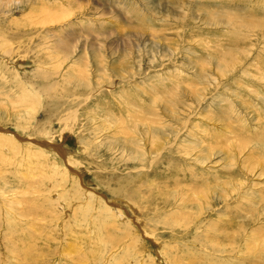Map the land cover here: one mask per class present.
Segmentation results:
<instances>
[{
  "label": "rangeland",
  "instance_id": "1",
  "mask_svg": "<svg viewBox=\"0 0 264 264\" xmlns=\"http://www.w3.org/2000/svg\"><path fill=\"white\" fill-rule=\"evenodd\" d=\"M42 1L0 0V130L2 129L0 134L1 136L11 137L14 143L20 145V147L15 145L14 151L9 150L10 152L12 151L11 153L8 152L7 147L0 146V216L3 215L0 217V264H264V251H261L260 248L262 244H258L257 249L254 251L250 253L246 252L248 246L254 245V242H252L253 238H258L257 242L264 239V198H261V193L264 192V136L259 137L260 135H264V128H262L264 127V100L262 99L264 98V84H260L245 73L247 69L248 72H251L255 64V70H257V67L259 68L264 65V34L260 33L256 36L255 33L258 30H255L252 35L250 33L246 36L244 35L245 37L237 35L238 37L236 36L237 39H235L234 36H231V33H233L231 30L222 27L225 26L224 20L226 17L224 20L219 19V17L213 18L215 20L207 19V11L204 9L205 7L212 9L228 8L237 11L239 14H250L255 11L257 13V11H260L258 14L263 15L264 0H240L241 4L238 2L239 0H228L229 2L225 0H210V2L208 0H53V2L52 0H44L43 2L45 3ZM242 2H247V4L244 3V5ZM58 4H60L61 8ZM237 5L238 8H236ZM48 8L50 9L48 10ZM42 9H47L48 11ZM54 9L55 13L53 12ZM39 10L42 12H39ZM49 13L57 15L58 21L54 20L46 24L44 18ZM59 13L62 18L64 17V20L61 19ZM38 23L43 24L38 25ZM192 23H194V26ZM186 25H191V27ZM213 34H216V36H213ZM95 36L96 39H94ZM58 37L66 41L63 42L64 46L68 43V45L66 44L67 51H72L65 60L62 58L64 53L61 52L62 54H59L61 50L59 41L61 39L57 40ZM247 38L248 41L246 40ZM84 39H87L86 42L89 41L88 44L85 43ZM204 40H208V42L206 41L205 44ZM71 41L76 43H72ZM53 42H56V44ZM89 43L92 44V47ZM231 43L235 44L232 45ZM216 45H224L225 47L230 45L237 47L239 51L248 50V54L244 57L242 63L238 62L234 66V69H230L225 77L217 81H215L217 76H221L216 73L213 65L208 64L205 79L204 77H200L202 80L199 79L197 81L198 74L200 73L199 63L195 61L197 60V56L199 55L198 58H206L210 52V47ZM47 46L51 50H47ZM70 47L74 48L71 49ZM168 47L170 49L172 47V51ZM180 48L181 50L179 51ZM79 51L85 57L81 53L76 55ZM90 51L93 53L92 55H90ZM174 52L175 54H173ZM97 55L99 57H96ZM102 56L105 59L104 63L101 61L100 64L98 58ZM56 57L58 62L56 59L54 60ZM140 59L142 66L144 63V67L140 71L141 73H138L137 79L132 78V82L125 81L124 78H131V74H124V69L135 66L137 64L135 62ZM146 59H148V62ZM121 63H124L125 66H128V64L132 66L125 67ZM66 68L68 70H65ZM56 69L58 72H56ZM80 70L82 71L80 72ZM100 71L102 73H99ZM136 71L135 73L138 72ZM106 72L107 75L105 76ZM100 75L102 78L108 77L110 80L100 83L99 80H102L99 79ZM89 76L91 77L88 78ZM95 77L96 79H94ZM150 77L155 78L152 79L156 86L154 92L150 89L149 83H147V78ZM64 78H68L69 82ZM120 79L122 81H119ZM134 80L137 81L134 82ZM142 80L146 83L142 82ZM79 81H86L89 83V86H78ZM108 82L110 83L106 85ZM128 84L130 86H127ZM162 84L168 87L164 88ZM206 84L209 86L204 87ZM236 84L238 85L236 86ZM45 85L47 91L41 92V87ZM105 87L108 89H105L102 93L98 92L100 94H96L101 95L103 98H94L95 96H92V94H95L96 89L101 90ZM202 88L205 89L204 94H207L208 101L202 107L194 106L195 108L193 107L188 111L187 104L192 102L195 97V95L192 96L191 91L196 94ZM247 88L257 90L260 95H249L246 90ZM73 93L84 97L83 99L81 98L83 103L86 101L85 97L91 95L86 101V105L83 104V107L79 108L78 111L74 110L75 107H72L76 115L80 113L86 115L88 124H86V121L83 124L75 121L72 123L71 119L67 122L64 120V114L61 113L63 107L58 108L55 105L54 97L61 99L65 97L66 99L68 96L75 95ZM152 93H154L157 101H159L157 104H153V102L151 104ZM32 96H34L35 105L31 103L32 98L29 99ZM224 97H228L230 102L232 101V107L230 114L224 120H218L215 115H220L221 113H219L220 106L217 105V102L219 99L220 103L221 98ZM165 100L166 103L173 100L169 106L171 108L176 106L175 103L177 101H180L173 110L179 114V118L183 117L182 121L185 117L196 114L195 118L197 119H193V124L195 121L201 119L203 121L201 122L202 127L210 128L212 132H218L221 129L219 142L222 147L220 148L239 143V141H236L240 139L237 137V134L244 129H246L245 134L247 136L262 138L261 140L259 139L260 141L253 138L254 144L257 143V147H255H260L257 150L252 143L251 145L248 144V148L242 150L239 155L236 154L237 165L234 166L237 170L234 168L236 171L230 176H220L222 174L220 170L223 166L221 162L224 161L220 159L224 155L217 151L220 148H215L216 151H213L212 160L210 159L212 162H208L209 165L204 163L206 166L204 165L203 170L206 176L219 175L221 179L218 181L228 180L232 184L236 182L235 179L238 177L241 181L243 180L239 188H236L237 191L233 196L234 199L232 197V201L238 203H236L237 207L234 206L233 202L228 204L220 200L219 203H213L214 205L210 209H205L202 214H196L195 207H190L191 202L188 200L187 194L189 191L187 186L182 189H180V186L176 190L172 188L168 191V188H163L161 183L156 181L157 179L159 180L157 178L159 176L148 177L149 174L145 176L140 170L143 166L137 161H132V159L128 158L131 151L126 148V145L134 147L131 142L129 143L128 139L130 136H135L136 131L140 132L143 128L140 126L139 121L136 120L138 115L141 114L142 108L151 107L150 110L153 109L157 113L156 117L162 115V122L158 121L162 125L170 124L174 130L180 127L171 118L169 119L168 116L165 117L163 115L164 112H162L161 105ZM243 103L246 105H243ZM195 104L196 102H193V105ZM221 106H223V103H221ZM231 112H233L234 116ZM148 113L152 112H145L146 115ZM207 114H210L211 117H207ZM91 117L95 119L92 120ZM232 119L233 124L228 127L229 131L226 132L223 125ZM104 120L108 124L103 122ZM258 120H262L263 123L262 121L258 123ZM235 123L241 125L243 129L238 125L239 128H237ZM260 123L263 125L261 126ZM81 127L85 129L80 130ZM94 136L96 139H94ZM87 137H90V141L87 143L90 145L84 142ZM100 142H102V146ZM44 143H50L52 146H56L55 149L58 148V151H60L46 149L47 147L44 146ZM259 144L263 146H258ZM21 148L23 150H19ZM39 149H44L43 155H46L47 158L35 156L39 153ZM248 149L251 151L253 149L254 151L250 154L248 153ZM60 152L62 153L60 154ZM28 154L31 155V160ZM248 155H254V164L250 165L249 161H246ZM152 156L153 154L150 155V157ZM33 157H36L35 160H32ZM127 159L129 160L126 161ZM259 162H261L262 166H260L261 164H257ZM247 169L252 173L248 172ZM163 180L165 181V179ZM130 181L131 183H129ZM145 181L146 189L144 192L148 196L143 201L137 194L143 192L145 186L140 185ZM119 184L129 185L127 189L125 188V191L128 193L125 191L120 192L124 188L121 189L122 186ZM234 185L236 187L239 183ZM115 190L118 195L114 192ZM239 190L240 193H238ZM124 193L131 194L132 196H125L126 194ZM154 196L155 200L150 201V198ZM156 196L165 197L169 205H160L156 210L154 208L158 203ZM184 198L187 200L186 203L182 204L184 212L191 215L188 216L187 214L186 220L180 224L168 226L167 224L160 223L159 221L163 218H167L168 220L171 218V213L175 212L173 211L175 206H181L182 199ZM45 199H50V204ZM209 199L212 200L211 198ZM38 201H41V205H43L41 206ZM206 205L205 203L204 206ZM35 206L36 208H34ZM165 206H169V208ZM32 207L35 209L36 214ZM144 207H146V210ZM246 209L251 211V219L254 215L255 217H259V219L254 221L250 218H245L243 215L246 214ZM40 210L41 212H38ZM221 210H223L222 213ZM27 211L30 214H27ZM226 211L228 212L226 213ZM249 214L250 212L247 213V215ZM197 215L198 217H196ZM154 217L158 221L154 220ZM4 218L5 221L2 222ZM243 219H247L251 223L245 225V228L243 226H236L239 225L238 223L244 222ZM230 220H238V223H235V225L230 224ZM27 225L31 226V229ZM210 225L215 226V229L211 232L213 240L210 243L204 242L203 244L195 240L194 237H197L196 233H200L202 230H207L208 228L210 229ZM6 238L10 240L7 239V242ZM9 242L11 244H8ZM219 243L222 246H219ZM199 246L202 249V246L207 249L214 246V248L224 247L231 249L232 252L204 253L206 255H196L195 252L193 254V250ZM20 257L22 258L21 260ZM206 257L209 259H206Z\"/></svg>",
  "mask_w": 264,
  "mask_h": 264
},
{
  "label": "bare ground",
  "instance_id": "2",
  "mask_svg": "<svg viewBox=\"0 0 264 264\" xmlns=\"http://www.w3.org/2000/svg\"><path fill=\"white\" fill-rule=\"evenodd\" d=\"M44 1V0H43ZM42 1V2H43ZM46 1V0H45ZM55 1V0H54ZM209 2H210V0H208ZM215 1V0H214ZM217 1V0H216ZM220 1V0H219ZM225 1H228V0H225ZM238 1V0H237ZM248 1V0H247ZM253 1H255V0H253ZM49 2V1H48ZM52 2H53V0H52ZM192 2V1H191ZM229 2V1H228ZM227 2V3H228ZM234 2V1H233ZM239 3H240V0L238 1ZM257 2V1H256ZM43 3H45V2H43ZM224 3V2H223ZM226 3V2H225ZM237 3V2H236ZM236 3H234V4H236ZM243 3V2H242ZM244 3H246L247 4V2H244ZM243 3V4H244ZM252 3V2H251ZM40 4V3H39ZM53 4V3H52ZM241 4V3H240ZM242 4V5H243ZM253 4V3H252ZM262 4V3H261ZM41 5V4H40ZM54 5V4H53ZM56 5V4H55ZM59 6H60V4H58ZM245 5V4H244ZM256 5V4H255ZM257 5H259V4H257ZM38 6V5H37ZM52 6V5H51ZM189 6V5H188ZM264 6V5H263ZM34 7V6H33ZM50 7V6H49ZM52 7H54V6H52ZM236 7V6H235ZM36 9H37V7H35ZM51 8V7H50ZM50 8H48V10L50 9ZM60 8H61V6H60ZM197 8V7H196ZM236 8H238V5H237V7ZM242 8V7H241ZM248 8V7H247ZM259 8V7H258ZM57 9H58V7H57ZM63 9V8H62ZM207 12H206V18L207 19H213V18H218L219 17V19H221V20H224L225 19V17H226V19L224 20V25L225 26H222V24H221V26L222 27H225L226 29H229V30H231L233 33H231V36L233 37H235V39H237L236 38V36L238 35V36H240V35H242V36H246V35H248L249 33H250V35H252L253 34V31H255V30H258V32L257 33H255V35L256 36H258L260 33H262V34H264V13H262L263 15H261V14H258V12H260V11H257V13H256V11L255 12H252V13H250V14H247V13H238L237 11H233V10H231V9H228V8H226V9H221V8H214V9H212V8H210V7H205L204 8ZM243 9V8H242ZM254 9V8H253ZM34 10V9H33ZM38 10V9H37ZM42 10H44V11H48L47 9H42ZM199 10V9H198ZM202 10V9H201ZM195 11V10H194ZM39 12H42L41 10H39ZM53 12L55 13V9L53 10ZM245 12H247V11H245ZM65 13V12H64ZM68 14V13H67ZM72 14V13H71ZM189 14H191L190 12H189ZM201 14V13H200ZM198 15V14H197ZM59 16H60V13H59ZM61 17V16H60ZM170 17V16H169ZM44 18V17H43ZM172 18V17H171ZM61 19H63L64 20V17L62 18L61 17ZM173 19V18H172ZM176 19V18H175ZM54 20H57V15H55V14H53V13H49L45 18H44V21L46 22V24H49V23H51V22H53ZM177 20V19H176ZM179 20V19H178ZM213 20H215V19H213ZM58 21V20H57ZM62 21V20H61ZM164 21V20H163ZM173 21V20H172ZM175 21V20H174ZM44 22V23H45ZM64 22V21H63ZM71 22V21H70ZM167 22V21H166ZM187 22V21H186ZM185 22V23H186ZM222 22V21H221ZM67 23V25H69L68 24V22H66ZM165 23V22H164ZM208 23V22H207ZM42 25L43 23H38V25ZM53 24V23H52ZM170 24V23H169ZM172 24V23H171ZM184 24V23H183ZM188 24V23H187ZM194 23H192V25H193ZM61 25V24H60ZM168 25V24H167ZM215 25H217V24H215ZM7 26V25H6ZM5 26V27H6ZM47 26V25H46ZM45 26V27H46ZM58 26V25H57ZM62 26V25H61ZM71 26V25H70ZM165 26V25H164ZM179 26H180V23H179ZM184 26H185V24H184ZM186 26H188V25H186ZM190 27H191V25H189ZM188 26V27H189ZM194 26V25H193ZM214 26V25H213ZM44 27V28H45ZM48 27V26H47ZM52 27V26H51ZM54 27H56V25H54ZM170 27V26H169ZM173 27H174V25H173ZM50 28V27H49ZM184 28V27H183ZM208 28V27H207ZM215 28H216V26H215ZM4 29V28H3ZM56 29V28H55ZM69 29H70V27H69ZM186 29V28H185ZM193 29V28H192ZM191 29V30H192ZM210 29V28H209ZM217 29V28H216ZM7 30V29H6ZM64 31V30H63ZM182 31V30H181ZM180 31V32H181ZM186 31V30H185ZM202 31V30H201ZM55 32V31H54ZM65 32V31H64ZM96 32V31H95ZM226 32V31H225ZM52 33V32H51ZM56 33H58V32H56ZM72 33V32H71ZM94 33V32H93ZM207 33V32H206ZM205 33V34H206ZM63 34V33H62ZM89 34V33H88ZM96 34H98V33H96ZM209 34V33H208ZM212 34V33H211ZM261 34V35H262ZM33 35V34H32ZM53 35H55V34H53ZM64 35V34H63ZM93 35V34H92ZM99 35V34H98ZM97 35V36H98ZM190 35V34H189ZM201 35V34H200ZM216 36V34H213V36ZM249 35V36H250ZM34 36V35H33ZM67 36V35H66ZM66 36H65V38H66ZM73 36V35H72ZM80 36V35H79ZM86 36V35H85ZM94 36V35H93ZM202 36H204V34H202ZM223 36V35H222ZM237 36V37H238ZM244 36V37H245ZM255 36V37H256ZM31 37V36H30ZM45 37H47V36H45ZM57 37V36H56ZM183 37V36H182ZM187 37V36H186ZM241 37V36H240ZM239 37V38H240ZM260 37V36H259ZM48 38V37H47ZM51 38V37H50ZM77 38V37H76ZM79 38V37H78ZM85 38V37H84ZM88 38V37H87ZM91 38V37H90ZM184 38V37H183ZM191 38V37H190ZM203 38V37H202ZM201 38V39H202ZM262 38V37H261ZM4 39V38H3ZM58 39H61L60 37H58L57 38V40ZM94 39H96V36L94 37ZM98 39V38H97ZM241 39V38H240ZM239 39V40H240ZM10 40V39H9ZM50 40V39H49ZM54 40V39H53ZM77 40V39H76ZM87 40V39H86ZM86 40L84 39V41H85V43H87L88 44V42L89 41H87L86 42ZM89 40V39H88ZM92 40H93V38H92ZM169 40V39H168ZM216 40V39H215ZM218 40V39H217ZM220 40V39H219ZM223 40V39H222ZM225 40V39H224ZM247 41H248V38L246 39ZM245 40V41H246ZM259 40V39H258ZM264 40V39H263ZM4 41H5V39H4ZM75 41V40H74ZM73 41V42H74ZM91 41V40H90ZM97 41V40H96ZM206 41L208 42V40H204V42H205V44H206ZM242 41H244V40H242ZM241 41V42H242ZM252 41V40H251ZM256 41V40H255ZM56 42H58V41H56ZM56 42L54 43V44H56ZM63 42H66V41H64L63 39H61L60 41H59V45H60V47H61V50H60V52H59V54L61 53V52H63L64 53V55H63V60H65V58L66 57H68V54L69 53H71V52H68L67 51V45H68V43H66L65 44V46L63 45ZM67 42H69L68 40H67ZM72 42V41H71ZM72 42V43H73ZM176 42V41H175ZM174 42V43H175ZM190 42H193V41H190ZM199 42V41H198ZM211 42V41H210ZM219 42V41H218ZM231 42V41H230ZM234 42V41H233ZM236 42V41H235ZM254 42V41H253ZM252 42V43H253ZM7 43V42H6ZM47 43H48V41H47ZM61 43V44H60ZM74 43H76V42H74ZM84 43V42H83ZM90 43H92V42H90ZM89 43V44H90ZM94 43V42H93ZM98 43H100V42H98ZM202 43V42H201ZM220 43H223V42H220ZM251 43V42H250ZM256 43V42H255ZM4 44V43H3ZM169 45H170V43H168ZM167 44V45H168ZM200 44V43H199ZM203 44V43H202ZM225 44V43H224ZM232 44V43H231ZM233 44H235V43H233ZM232 44V45H233ZM254 44V43H253ZM261 44V43H260ZM51 45H52V43H51ZM58 45V46H59ZM72 45V44H71ZM83 45V44H82ZM81 45V46H82ZM95 45V44H94ZM100 45H101V43H100ZM99 45V46H100ZM168 45V46H169ZM201 45V44H200ZM207 45H208V47H209V44L207 43ZM220 45V44H219ZM219 45H216V46H213V47H210V52L207 54V56H206V58H198V56H197V60H195V61H197L198 63H199V66H200V73L198 74V77H197V81H199V79H200V77L202 78V77H204V79H205V76L207 75V66H208V64H211V65H213L214 66V68H215V71H216V73L217 74H219L221 77H219V76H217V78H216V80L215 81H217V80H219L220 78H223V77H225L228 73H229V71H230V69H234L235 67V65L238 63V62H241L242 63V61H243V59H244V57L248 54V50H240L239 51V49L237 48V47H233V46H230V45H228V46H219ZM239 45V44H238ZM242 45V44H241ZM262 45V44H261ZM73 46H74V44H73ZM76 46V45H75ZM84 46H86V45H84ZM83 46V47H84ZM90 46L92 47V44H90ZM244 46H245V44H244ZM254 46V45H253ZM260 46V45H259ZM82 47V48H83ZM181 47V46H180ZM200 47H202V46H200ZM261 47V46H260ZM55 48V47H54ZM56 48H57V45H56ZM55 48V50H57ZM71 49L72 48H74V47H70ZM85 48V47H84ZM101 48V47H100ZM169 48V47H168ZM179 48V47H178ZM182 48V47H181ZM181 48L179 49V51L181 50ZM253 48V47H252ZM47 50H51V48H49L48 46H47V48H46ZM53 49V48H52ZM80 49V48H79ZM87 49V48H86ZM171 49H172V47H171ZM170 48H169V50H171ZM184 49H185V47H184ZM187 49V48H186ZM203 49V48H202ZM263 49V48H262ZM54 50V51H55ZM74 50V49H73ZM76 50V49H75ZM84 50V49H83ZM89 50V49H88ZM90 50H91V48H90ZM96 50H98V49H96ZM95 50V51H96ZM103 50V49H102ZM164 50V49H163ZM177 50V49H176ZM188 50V49H187ZM205 50H207V49H205ZM53 51V52H54ZM101 51V50H100ZM131 51V50H130ZM172 51V50H171ZM174 51V50H173ZM209 51V50H208ZM75 52H77V51H75ZM75 52H73V53H75ZM81 52H83L82 50H81ZM80 51L78 52V54H76V55H79V53H81ZM89 52V51H88ZM91 52V51H90ZM102 52V51H101ZM190 52V51H189ZM192 52V51H191ZM52 53V52H51ZM50 53V54H51ZM84 53V52H83ZM83 53H81V54H83ZM194 53V52H193ZM259 53V52H258ZM47 54V53H46ZM62 54V53H61ZM88 54V53H87ZM93 53L91 52V54L90 55H92ZM104 54H105V52H104ZM130 54H132V53H130ZM129 54V55H130ZM141 54V53H140ZM167 54H169L168 52H167ZM173 54H175V52L173 53ZM200 54H202V53H200ZM54 55H56V54H54ZM70 55V54H69ZM75 55V54H74ZM84 55V54H83ZM171 55V54H170ZM261 55V54H260ZM59 56V55H58ZM87 56V55H86ZM89 56V55H88ZM166 56V55H165ZM192 56H193V54H192ZM51 57V56H50ZM71 57V56H70ZM77 58H78V56H76ZM84 57H85V55H84ZM92 57V56H91ZM90 57V58H91ZM96 57H99V55H97ZM124 57V56H123ZM167 57H168V55H167ZM172 57V56H171ZM187 57H188V55H187ZM195 57V56H194ZM194 57H193V59H194ZM203 57V56H202ZM259 57V56H258ZM53 58V57H52ZM59 58V57H58ZM118 58H119V56H118ZM129 58V57H128ZM140 58H142V57H140ZM196 58V57H195ZM248 58V57H247ZM261 58V57H260ZM46 59V58H45ZM57 60V62H58V59H57V57L56 58H54V60ZM61 59V58H60ZM59 59V60H60ZM69 59V58H68ZM82 59H84V58H82ZM93 59H94V57H93ZM104 57L102 56L101 58H98V62L100 63L101 61L103 62L104 61ZM107 59V58H106ZM169 59H170V57H169ZM174 59V58H173ZM249 59V58H248ZM49 60V59H48ZM96 61H97V59H95ZM118 60V59H117ZM120 60V59H119ZM126 60V59H125ZM147 60V62H148V59H146ZM253 60V59H252ZM263 60V59H262ZM43 61H45V60H43ZM53 61V60H52ZM61 61V60H60ZM68 61V60H67ZM83 61H85V59L83 60ZM128 61V60H127ZM150 61V60H149ZM171 61V60H170ZM174 61V60H173ZM173 61H172V63H173ZM193 61V60H192ZM250 61V60H249ZM50 62V61H49ZM61 62H63V61H61ZM73 63H74V61H72ZM93 62V61H92ZM126 62V61H125ZM132 62V61H131ZM135 62V61H134ZM252 62V61H251ZM46 63V62H45ZM51 63V62H50ZM60 63V62H59ZM63 63H65V62H63ZM69 63V62H68ZM71 63V62H70ZM76 63V62H75ZM87 63V62H86ZM96 63V62H95ZM104 63V62H103ZM109 63H111V62H109ZM114 63H115V61H114ZM130 63V62H129ZM135 63H137L135 66H132L131 64L129 65L128 63V66H125V64L124 63H121V64H124V66L125 67H129V66H132V67H135V68H132V67H129V68H123L124 69V71H125V73L124 74H131L130 76H131V78L130 77H125L124 78V80L125 81H127V82H132V78H135V79H137V75H138V73L140 72V71H142V69H143V67H144V63H143V66H142V62H141V59L140 60H138L137 62H135ZM256 63V62H255ZM254 63V64H255ZM42 64H43V62H42ZM41 64V65H42ZM48 64V63H47ZM77 64H79V63H77ZM101 64V63H100ZM113 64V63H112ZM120 64V65H121ZM126 64V65H127ZM60 65V64H59ZM68 65V64H67ZM73 65H75V66H77L76 64H73ZM110 65V64H109ZM249 65H251V64H249ZM48 66V65H47ZM61 66H62V64H61ZM97 66V65H96ZM103 66V65H102ZM106 66V65H105ZM112 66V65H111ZM123 66V65H122ZM67 67V66H66ZM71 67V66H70ZM73 67V66H72ZM107 67V66H106ZM148 67V66H147ZM237 68V67H236ZM255 68H256V64H255V66H254V69L251 71V72H248L247 70H245V73L248 75V76H250V78H253L254 80H256V81H258L260 84H264V65L261 67H257V70H255ZM53 69V68H52ZM59 69V68H58ZM98 69V68H97ZM106 69V68H105ZM151 69V68H150ZM55 70V69H54ZM65 70H68L67 68L65 69ZM86 70H88V69H86ZM103 70V69H102ZM113 70V69H112ZM138 72H137V71ZM212 70V69H211ZM82 70H80V72H81ZM135 71L137 72V73H135ZM235 71V70H234ZM233 71V72H234ZM243 71H244V69H243ZM56 72H58V70L56 69ZM69 72V71H68ZM97 72H98V70H97ZM96 72V73H97ZM145 72H147V71H145ZM47 73H48V71H47ZM87 73V72H86ZM95 73V74H96ZM99 73H102L101 71L99 72ZM105 73V72H104ZM122 74H123V72H121ZM141 73V72H140ZM139 73V74H140ZM55 74V73H54ZM57 74V73H56ZM78 74H80V73H78ZM84 74V73H83ZM123 74V75H124ZM212 74V73H211ZM48 75V74H47ZM64 75V74H63ZM69 75H71V74H69ZM98 75V74H97ZM96 75V76H97ZM107 75V72H106V74H105V76ZM121 75V74H120ZM240 75V74H239ZM50 76V75H49ZM66 76V75H65ZM86 76V75H85ZM103 76V75H102ZM108 76H110L109 74H108ZM118 76V75H117ZM143 76V75H142ZM145 76V75H144ZM248 76H246V77H248ZM48 77V76H47ZM91 76H89L88 78H90ZM94 77V76H93ZM115 78H117V77H115ZM65 79V78H64ZM68 79V78H67ZM67 79H65L66 81H68ZM94 79H96V77L94 78ZM93 79V80H94ZM99 79H102V80H99L100 81V83L103 81H108V80H110L108 77H104V78H102L101 77V75H100V78ZM148 80V82L147 83H149V85H150V89H152L153 90V92L155 91V89H156V86H155V83H154V81L152 80V79H155L154 77L152 78V77H150V78H147ZM157 79V78H156ZM240 79H242V78H240ZM89 80V79H88ZM129 80H131V81H129ZM200 80H202V79H200ZM243 80V79H242ZM119 81H122L121 79L119 80ZM137 80H134V82H136ZM139 81V80H138ZM236 81H238V80H236ZM69 82V81H68ZM111 82V81H110ZM110 82H108L106 85H108ZM142 82H145V81H143L142 80ZM227 82V81H226ZM241 82V81H240ZM93 83V82H92ZM146 83V82H145ZM214 83V82H213ZM222 83V82H221ZM244 83H246V82H244ZM131 84V83H130ZM200 84V83H199ZM211 84V83H210ZM256 84V83H255ZM79 85H81L82 87H88L89 86V83L88 82H86V81H84V82H81V81H79L78 82V86ZM100 85V84H99ZM114 85V84H113ZM123 85V84H122ZM163 85V84H162ZM238 84H236V86H237ZM243 85V84H242ZM112 86V85H111ZM127 86H130L129 84L127 85ZM131 86H133V85H131ZM170 86H173V85H170ZM207 86H209V85H204V87H207ZM244 86V85H243ZM251 86V85H250ZM163 87L164 88H166V87H168L167 85H163ZM202 87V86H201ZM35 88H37L36 86H35ZM34 88V89H35ZM42 88V90H41V92H46L47 91V87H46V85L45 86H43V87H41ZM93 88V87H92ZM101 88V87H100ZM99 88V89H100ZM120 88V87H119ZM131 88V87H130ZM138 88V87H137ZM137 88H134V89H137ZM217 88V87H216ZM224 88V87H223ZM261 88V87H260ZM105 89H108L107 87H105V88H103V89H101V90H95V94H92V96L94 95L95 97L94 98H98V97H101V95H96L98 92H100V93H102ZM112 89V88H111ZM132 89H133V87H132ZM141 89V88H140ZM142 89H143V87H142ZM141 89V90H142ZM196 89V88H195ZM219 89V88H218ZM119 90V89H118ZM140 90V91H141ZM144 90V89H143ZM170 90V89H169ZM220 90V89H219ZM247 90V93L249 94V95H251V94H256V95H260L258 92H257V90H251V89H249V88H247L246 89ZM35 91H37V90H35ZM72 91V90H71ZM94 91V90H93ZM116 91V90H115ZM136 91H139V90H136ZM195 91V90H194ZM259 91V90H258ZM65 92V91H64ZM144 92H146V91H144ZM150 92H151V90H150ZM157 92V91H156ZM171 92H173V91H171ZM204 92H205V89L204 88H202V89H200L199 91H198V93H193L192 91H191V93H192V96L193 95H195V97H194V99L192 100V102H190L189 104H187V110L189 111V109H191V108H193L194 106H196V107H199V106H203V104L204 103H206L207 101H208V96H207V94H204ZM225 92V91H224ZM61 94H62V92H60ZM67 93V92H66ZM68 93H70V92H68ZM100 93H98V94H100ZM112 93V92H111ZM133 93V92H132ZM138 93V92H137ZM223 93V92H222ZM264 93V92H263ZM65 94V93H64ZM72 94V93H71ZM73 94H75V93H73ZM108 94H109V92H108ZM115 94V93H114ZM113 94V95H114ZM141 94H142V92H141ZM141 94H140V96H141ZM237 94V93H236ZM235 94V95H236ZM130 95V94H129ZM220 95H221V93H220ZM242 95V94H241ZM58 96V95H57ZM90 96L91 95H88L87 97H85V100L87 101L89 98H90ZM132 96H134V95H132ZM174 96V95H173ZM229 96V95H228ZM239 96V95H238ZM246 96V95H245ZM28 97V96H27ZM112 97V96H111ZM118 97V96H117ZM165 97V96H164ZM191 97V96H190ZM258 97V96H257ZM26 98V97H25ZM32 98V101H31V103L33 104V105H35L36 103H35V101L33 100V98H34V96H32V97H30L29 99H31ZM84 98V97H81V96H78V94H75V95H72V96H68V97H66V99H65V97H63L62 99L61 98H59V97H54V100H55V105L58 107V108H61V107H63V109L61 110V113L62 114H64V120H66L67 122H69V120L71 119V121H72V123L75 121V122H81L82 124H83V122L84 121H86V124H88L87 123V118H86V115H83V114H78V115H76L75 114V112L73 111V108L72 107H75V109L74 110H77L78 111V109L80 108H82L83 107V104H85L86 103V101H84V103H83V100L82 99ZM101 98H103V97H101ZM113 98V97H112ZM125 98V97H124ZM174 98H176V97H174ZM118 99V98H117ZM122 99V98H121ZM135 99V98H134ZM171 99V98H170ZM173 99V98H172ZM180 99V98H179ZM250 99V98H249ZM259 99V98H258ZM261 99V98H260ZM263 100H264V98H262ZM261 99V100H262ZM80 100H82L81 102H80ZM103 100V99H102ZM136 100V99H135ZM175 100V99H174ZM244 100V99H243ZM247 100V99H246ZM53 101V100H52ZM92 101V100H91ZM90 101V102H91ZM104 102H105V100H103ZM114 101V100H113ZM134 101V100H133ZM138 101V100H137ZM143 101V100H142ZM150 101H151V104H152V102H153V104H157L159 101H157V97L154 95V93H152V95H151V99H150ZM161 101H162V99H161ZM172 101L173 100H171L169 103H166V100H165V102L163 103L162 102V112H164V116L165 117H169V119L171 118L173 121H175L178 125H180V127L177 129V130H174V128L172 127V125H170V124H161V123H159L158 121L160 120H162L163 119V116L161 115L160 117L158 116V117H156V114L157 113H155L154 111H153V109L152 110H150V108L151 107H148V108H142L141 109V114H139L138 115V117L136 118V120H138L139 121V124H140V126H142L143 128H142V130H140V132H137L136 131V134H135V136H130V138L128 139L129 140V143L131 142L133 145H134V147H132V146H128V145H126V148L128 149V150H130L131 151V153H130V156L128 157V158H130V159H132V161H137L139 164H141L143 167L140 169L141 170V173L142 174H144L145 176L146 175H148L149 174V176L148 177H157V176H159V177H157V178H159V180L157 179L156 181H158V182H160L161 183V185H162V187L163 188H168L167 190L169 191V189H172V188H174V190H176L177 188H179L180 186V189H182V188H184V187H186L187 186V188H188V194H187V196H188V200L191 202V208L192 207H195V211H196V214H202V212L205 210V209H210L211 208V206H213L214 204L213 203H219L220 202V200H223V202H225V203H231V202H233L232 200L234 199V195H235V192L237 191V189L239 188V186H240V183H242V181H241V179L239 178H237V179H235L236 180V182L237 183H239V185H237L236 187H235V185L234 184H237L236 182L234 183V181H233V183L234 184H232L230 181H228V180H224V181H218L219 179H221V177L220 176H223V177H226L225 175H228V176H230V175H232L233 173H235V171L237 170L236 168H235V166L234 165H237V163H236V154H238L239 155V153L240 152H242V150H244V149H246V148H248V144H252L253 143V145H254V147L256 146L257 147V143H255L254 144V139L255 140H261L262 138H257L256 136H254L253 138L252 137H249V136H247V134H245L246 132V129H244V130H242V132H238V134H237V137L238 138H240L241 139V141H240V139H238V140H236V141H239V143H237V144H232V145H229V147H223V148H220V147H222V145L220 144V142H219V136H221V129H219V131L218 132H212V130L210 129V128H207V127H202L201 126V122H203L201 119L200 120H197V121H195L194 122V124H193V119H197V118H195V115H190V116H187V117H185V119L182 121V118H179V114H177L176 112H175V110H173L175 107H177V104H179L180 103V101H177V103H175V107H173V108H171V107H169L170 106V104L172 103ZM240 101V100H239ZM247 101H249V100H247ZM21 102V101H20ZM19 102V103H20ZM101 102V101H100ZM117 102V101H116ZM116 102H115V104H116ZM148 102V101H147ZM193 102H196V104L195 105H193ZM232 102V101H231ZM231 102H230V100L228 99V97L227 98H221V101H220V103H219V99H218V102H217V105L218 106H220V109H219V113H221L220 115L218 114V115H215L217 118H218V120H224L225 118H226V116H228L229 114H230V109H231ZM253 102V101H252ZM259 102H261V101H259ZM92 103V102H91ZM94 103V102H93ZM103 103V102H102ZM118 103V102H117ZM215 103V102H214ZM221 103H223V106H221ZM241 103V102H240ZM248 103H250V101L248 102ZM257 103V102H256ZM122 104V103H121ZM264 104V103H263ZM86 105V104H85ZM147 105V104H146ZM173 105V104H172ZM243 105H246V104H244L243 103ZM249 105V104H248ZM256 105V104H255ZM258 105V104H257ZM126 106V105H125ZM181 106V105H180ZM254 106V105H253ZM104 107V106H103ZM109 107V106H108ZM139 107V106H138ZM153 107V106H152ZM159 107V106H158ZM249 107V106H248ZM255 107V106H254ZM84 108H86V107H84ZM83 108V109H84ZM124 108V107H123ZM123 108H122V110H123ZM195 108V107H194ZM243 108V107H242ZM241 108V109H242ZM250 108V107H249ZM72 109V110H71ZM97 109V108H96ZM113 109H114V107H113ZM132 109V108H131ZM197 109V108H196ZM247 109V108H246ZM246 109H245V111H246ZM251 109V108H250ZM249 109V110H250ZM94 110H95V108H94ZM93 110V111H94ZM100 110V109H99ZM116 110H117V108H116ZM157 110H158V108H157ZM173 110V111H172ZM252 110V109H251ZM250 110V112L252 113V111ZM87 111V110H86ZM101 111V110H100ZM105 111V110H104ZM118 111V110H117ZM139 111V110H138ZM147 111H150V112H152V113H148L147 115L145 114V112H147ZM159 111V110H158ZM234 111V110H233ZM263 111V110H262ZM90 112H92V111H90ZM95 112V111H94ZM124 112V111H123ZM192 112V111H191ZM253 112H254V110H253ZM98 113V112H97ZM96 113V114H97ZM105 113V112H104ZM232 113V115H233V112H231ZM101 114H103L102 112H101ZM123 114V113H122ZM247 114H248V112H247ZM256 114V113H255ZM98 115H100V114H98ZM124 115V114H123ZM95 116V115H94ZM125 116V115H124ZM207 117H211V115L210 114H207L206 115ZM234 116V115H233ZM237 117H239L238 115H236ZM98 117V116H97ZM260 117V116H259ZM248 118V117H247ZM263 118H264V116H263ZM91 119L92 120H94L95 118L94 117H91ZM167 119V118H166ZM235 119H237V118H235ZM250 119V118H249ZM259 119V118H258ZM91 120V121H92ZM97 120V119H96ZM99 120H101V119H99ZM171 120V121H172ZM98 121V120H97ZM102 121V120H101ZM100 121V122H101ZM111 121V120H110ZM164 121H166V120H164ZM238 121H239V118H238ZM257 121V120H256ZM260 121H262V120H260ZM259 120H258V123L260 122ZM103 122H105V123H107L106 122V120H104ZM162 122V121H161ZM226 122V121H225ZM95 123V122H94ZM262 123H263V121H262ZM76 124V123H75ZM97 124V123H96ZM108 124V123H107ZM172 124V123H171ZM233 124V119L230 121V122H227V124H224L223 126L225 127V129H226V132L227 131H229V129H228V127H230L231 125ZM236 124V127L237 128H239V127H241V129H243V127L241 126V125H239L238 123H235ZM239 127H238V126ZM260 125L262 126L263 124H261L260 123ZM75 126V125H74ZM82 126V125H81ZM90 126V125H89ZM96 126V125H95ZM115 126V125H114ZM258 126V125H257ZM79 127V126H78ZM82 127H84V126H82ZM80 128V130H84L85 128ZM91 127H92V125H91ZM5 128V127H4ZM96 128V127H95ZM101 128V127H100ZM262 128H264V127H262ZM77 129V128H76ZM88 129V128H87ZM114 129V128H113ZM131 129V128H130ZM231 129V128H230ZM259 129H260V127H259ZM258 129V130H259ZM117 130V129H116ZM224 130V129H223ZM261 130H263V129H261ZM0 131H2V129L0 130ZM231 131V130H230ZM244 131V132H243ZM264 131V130H263ZM4 132V131H3ZM223 132H225V131H223ZM251 132V131H250ZM129 133V132H128ZM260 133V132H259ZM5 134H7L6 132H5ZM88 134H90V133H88ZM92 134H94V133H92ZM231 134V133H230ZM230 134H228V135H230ZM11 135V134H10ZM84 135V134H83ZM224 135V134H223ZM12 136V135H11ZM87 136V135H86ZM90 136V135H89ZM214 136V137H213ZM258 136V135H257ZM261 136H264V135H260L259 137H261ZM95 137V136H94ZM102 137V136H101ZM123 137V136H122ZM224 137V136H223ZM233 137V136H232ZM98 138V137H97ZM227 138V137H226ZM229 138V137H228ZM231 138V137H230ZM234 138H236V137H234ZM257 138V139H256ZM94 139H96V137L94 138ZM208 139H210V140H208ZM232 139V138H231ZM230 139V140H231ZM263 139H264V137H263ZM233 140V139H232ZM259 140V141H260ZM90 141V137H87V138H85V144H87L88 142ZM97 141H99V140H97ZM107 141V140H106ZM124 141H126V140H124ZM93 142V141H92ZM103 142V141H102ZM102 142H100V144L102 143ZM222 142H223V140H222ZM226 142V141H225ZM228 142V141H227ZM233 142H234V140H233ZM256 142V141H255ZM21 143V142H20ZM40 143V142H39ZM42 143V142H41ZM95 143V142H94ZM124 143V142H123ZM128 143V144H129ZM148 143V144H147ZM259 143V142H258ZM264 143V142H263ZM227 144V143H226ZM15 145H17L18 147H20V145L18 144V143H14L13 142V140H12V138L11 137H6V136H1V134H0V146H2V147H7V150H8V152H10L9 150H12V151H14L13 150V148L15 147ZM22 145V144H21ZM87 145H90V144H87ZM105 145V144H104ZM224 145V144H223ZM16 146V147H17ZM44 146L45 147H47L46 149H49V150H52V149H55L56 148V146H52L50 143H44ZM101 146H102V144H101ZM149 146V148L147 149V147ZM258 146H263L262 144L260 145H258ZM38 147V146H37ZM87 147V146H86ZM251 147V146H250ZM253 147V146H252ZM255 147V148H256ZM31 148V147H30ZM106 148V147H105ZM218 149V148H220V149H218L217 151H219V152H221L222 153V155H224V156H222L220 159H221V161L222 160H224V161H220V160H217V161H220L221 163H223V166H222V169L220 170V173H222V174H220V176L218 175V176H212V175H209V176H206L205 175V172H204V170H203V168L206 166L204 163H206V164H208V162H210L212 159V154L214 153L213 151L215 150L216 151V149ZM258 148H260V147H258ZM258 148H256V150L258 149ZM45 149V148H44ZM43 149V150H44ZM92 149V148H91ZM3 150H5V149H3ZM15 150H18V149H15ZM19 150H23L22 148L21 149H19ZM33 150V149H32ZM38 150V149H37ZM43 150H40L39 149V153L37 154V155H35V156H38V157H44V158H47L46 157V155H43V153L45 152V151H43ZM55 150H57V152H59L58 151V148L57 149H55ZM11 151V152H12ZM91 151V150H90ZM194 151H196V152H194ZM252 151H254L253 149H252ZM252 151L250 150V149H248V153H252ZM10 152V153H11ZM19 152V151H18ZM25 152V151H24ZM28 152V151H27ZM34 152V151H33ZM63 152V151H62ZM62 152H60V154L62 153ZM194 152V153H193ZM263 152V151H262ZM9 153V154H10ZM15 153H16V151H15ZM37 153V152H36ZM36 153H34V154H36ZM112 153V152H111ZM122 154H123V152H121ZM261 153V152H260ZM113 154V153H112ZM151 154H153V156L152 157H150V155ZM5 155V154H4ZM13 155V154H12ZM29 155V154H28ZM63 155V154H62ZM257 155V154H256ZM256 155H255V157H256ZM5 156H7V155H5ZM10 156H11V154H10ZM14 156V155H13ZM123 156V155H122ZM254 156V155H253ZM253 156H250V155H248L247 156V158H246V161H249V164L251 165V164H254V161H253ZM261 156V155H260ZM4 157V156H3ZM29 159L31 160V155H29ZM35 158L36 157H33V159L32 160H35ZM218 158V157H217ZM241 158V157H240ZM258 158H260V157H258ZM5 159V158H4ZM8 159V158H7ZM39 159V158H38ZM41 159H43V158H41ZM113 159V158H112ZM211 159V160H210ZM257 159V158H256ZM1 160V159H0ZM117 160V159H116ZM129 159H127L126 161H128ZM242 161V160H241ZM241 161H239V162H241ZM46 162V161H45ZM212 162V161H211ZM210 162V163H211ZM238 162V163H239ZM43 163V162H42ZM72 163V162H71ZM46 164V163H45ZM44 164V165H45ZM256 164V163H255ZM257 164H261V162H259V163H257ZM256 164V165H257ZM205 165V166H204ZM209 165V164H208ZM218 165V164H217ZM136 166V165H135ZM138 166V165H137ZM211 166V165H210ZM214 166V165H213ZM219 166V165H218ZM260 166H262V164L260 165ZM141 167V166H140ZM217 167V166H216ZM239 167H240V165H239ZM250 167V166H249ZM259 167V166H258ZM215 168V167H214ZM236 170H235V169ZM139 169V168H138ZM244 169V168H243ZM242 169V170H243ZM205 170H207V169H205ZM263 170V169H262ZM262 170H260V171H262ZM245 171V170H244ZM247 171H248V169H247ZM264 171V170H263ZM248 172H251V171H248ZM206 173H208V172H206ZM252 173V172H251ZM261 173V172H260ZM263 173V172H262ZM248 174V173H247ZM154 175H156V176H154ZM246 175V174H245ZM244 175V176H245ZM137 178H139V177H137ZM142 178V177H141ZM146 178V177H145ZM231 178V177H230ZM234 178V177H233ZM136 179V178H135ZM140 179V178H139ZM163 179H165V181L163 180ZM240 180V181H239ZM139 181V180H138ZM140 181H142V180H140ZM157 182V183H158ZM5 183V182H4ZM129 183H131V181L129 182ZM142 183V182H141ZM151 183V182H150ZM128 184V183H127ZM126 184V186L125 185H120V186H122L121 187V189H123L124 188V190H120V192H124L125 191V188L127 189L128 187L127 186H129V185H127ZM146 181L142 184V185H140V186H145L144 188H143V192H140V193H138L137 195L144 201V198H146L147 196H148V194L146 195L145 194V192H144V190L146 189ZM246 184V183H245ZM2 185H4V184H2ZM76 185H77V183H76ZM160 185V184H159ZM5 186V185H4ZM78 186V185H77ZM76 186V187H77ZM149 186V185H148ZM252 187V186H251ZM251 187H249V188H251ZM73 188V187H72ZM162 188V189H163ZM237 188V189H236ZM261 189V188H260ZM179 191V190H178ZM221 193H220V192ZM264 191V190H263ZM115 193H116V190L114 191ZM126 192V191H125ZM241 192H242V190H241ZM55 193V192H54ZM53 193V194H54ZM126 193H128V192H126ZM126 193H124V194H126ZM136 193V192H135ZM238 193H240V190L238 191ZM260 193H261V190H260ZM259 193V194H260ZM117 194V193H116ZM254 194V193H253ZM118 195V194H117ZM135 195V194H134ZM133 195V196H134ZM150 195V194H149ZM154 195V194H153ZM165 195V194H164ZM182 195H183V192H182ZM242 195V194H241ZM125 196H128V197H131L132 195L131 194H126ZM166 196V195H165ZM168 196V195H167ZM179 196V195H178ZM150 197V196H149ZM157 197V201H158V203H157V205H155L154 206V208L157 210V208L158 207H160V205L161 206H163V205H169V202H168V200L165 198V197H160V196H156ZM232 197H233V199H232ZM238 197V196H237ZM52 198V197H51ZM209 198H211L212 200H210ZM244 198V197H243ZM261 198H264V192H262L261 193ZM6 199V198H5ZM238 199V198H237ZM45 200H47V201H49V204H50V199H45ZM155 200V196L154 197H152V198H150V201H154ZM241 200V199H240ZM246 200V199H245ZM245 200H243V201H245ZM263 200V199H262ZM44 201V200H43ZM47 201H45V202H47ZM187 202V200L184 198V199H182V203H181V206H175V208H174V210L173 211H175V212H173V213H171V218L168 220L167 218H163L162 220H160L159 222L160 223H162V224H167L168 226H171L172 224L173 225H176V224H180L181 222H183L184 220H186V217H187V214H188V216L189 215H191V214H189V213H185L184 212V209H183V203H186ZM222 202V203H223ZM38 203H40V205H41V201H38ZM172 204H173V202H171ZM207 204L206 206H204V204ZM234 203V202H233ZM236 203L237 202H235L234 204V206H236L237 207V205H236ZM239 203H240V201H239ZM244 203H246V202H244ZM180 204V203H179ZM178 204V205H179ZM189 204V203H188ZM211 204V205H210ZM238 204V203H237ZM35 205V204H34ZM39 205V204H38ZM43 205V204H42ZM41 205V206H42ZM171 205V204H170ZM210 205V206H209ZM240 205H241V203H240ZM41 206H39V207H41ZM45 206H46V204H45ZM225 206H226V204H225ZM232 206V205H231ZM249 206V205H248ZM25 207V206H24ZM31 207V206H30ZM165 207H167V208H169V206H165ZM189 207V206H188ZM227 207V206H226ZM26 208V207H25ZM24 208V209H25ZM34 208H36V206L34 207ZM46 208H48V207H46ZM119 208H121V207H119ZM198 209V211H197V209ZM248 208V207H247ZM1 209V208H0ZM26 209H28V208H26ZM32 209H33V207H32ZM144 209L146 210V207H144ZM165 209V208H164ZM222 209V208H221ZM233 209V208H232ZM34 210V212H35V209H33ZM37 210V209H36ZM39 210V209H38ZM46 210V209H45ZM159 210V209H158ZM169 210H171V209H169ZM214 210V209H213ZM216 210V209H215ZM235 210V209H234ZM32 211V210H31ZM30 211V212H31ZM222 211L223 210H221V213H222ZM237 211H239V210H237ZM241 211V210H240ZM246 214L245 215H243V216H245V218H250L251 219V211L249 210V209H246ZM28 213L27 214H30L29 213V211H27ZM38 212H41V210L40 211H38ZM228 211H226V213H227ZM230 212V211H229ZM243 212V211H242ZM250 212V214L249 215H247V213H249ZM1 213V212H0ZM120 213V212H119ZM164 213H165V211H164ZM212 213V212H211ZM233 213V212H232ZM32 214V213H31ZM35 214H36V212H35ZM25 215V214H24ZM3 216V215H2ZM2 216H0V217H2ZM22 216V215H21ZM193 216H194V214H193ZM193 216H191V217H193ZM209 216V215H208ZM213 216V215H212ZM7 217V216H6ZM196 217H198V215L196 216ZM222 217V216H221ZM238 217H239V215H238ZM25 218V217H24ZM210 218V217H209ZM197 219V218H196ZM259 219V217H255V215H254V217L251 219V220H254V221H256V220H258ZM21 220V219H20ZM154 220H157L155 217H154ZM244 220V219H243ZM246 220V221H245ZM244 220V222H241V223H238V220H230V224H234L235 225V223H238L239 225H236V226H243L244 228L246 227L245 225H248V224H250L251 223V221H248L247 219H245ZM5 221V218H4V220L2 221V222H4ZM19 221V220H18ZM158 221V220H157ZM169 221V222H168ZM235 221V222H234ZM242 221V220H241ZM9 222V221H8ZM227 222H228V220H227ZM240 222V221H239ZM221 224V223H220ZM227 224V223H226ZM161 225V224H160ZM215 225V224H214ZM1 226V225H0ZM14 226V225H13ZM12 226V227H13ZM28 226V225H27ZM186 226V225H185ZM211 226V225H210ZM223 226V225H222ZM229 226V225H228ZM228 226H226V227H228ZM29 227V226H28ZM31 227V226H30ZM29 227V229H31ZM180 227V226H179ZM16 228V227H15ZM65 228V227H64ZM172 228V227H171ZM7 229V228H6ZM6 229H5V231H6ZM211 229V230H210ZM210 229L208 228L207 230H202L200 233H196L197 234V237H194L195 238V240H197V241H199L201 244H203L204 242H208V243H210L212 240H213V236L211 235V232H212V230H214L215 229V226H211L210 227ZM228 229V228H227ZM247 229V228H246ZM222 230V229H221ZM223 230H224V228H223ZM230 230V229H229ZM31 231V230H30ZM235 231V230H234ZM4 232V231H3ZM27 232H28V230H27ZM27 232H26V234H27ZM219 232V231H218ZM236 232V231H235ZM0 233H1V231H0ZM3 234V233H2ZM1 234V235H2ZM25 234V235H26ZM28 234H29V232H28ZM27 234V235H28ZM213 234V233H212ZM216 234H217V232H216ZM219 234V233H218ZM7 235V234H6ZM5 235V236H6ZM32 235V234H31ZM236 235V234H235ZM4 236V235H3ZM30 236V235H29ZM29 236H26V237H29ZM230 236V235H229ZM232 236H234V235H232ZM241 236V235H240ZM10 237H13V236H10ZM9 237V238H10ZM25 237V236H24ZM243 237V236H242ZM9 238H6V241H7V239H9ZM32 238V237H31ZM228 238V237H227ZM226 239V238H225ZM241 239V238H240ZM246 239V238H245ZM10 240V239H9ZM217 240V239H216ZM221 240V239H220ZM228 240V239H227ZM226 240V241H227ZM247 240V239H246ZM257 240H258V238H253V240H252V242H254V245H252V246H248L247 248H246V252H251V251H254L255 249H257V245L258 244H262V246L260 247L261 248V251H264V239H261V240H259V242H257ZM32 241V240H31ZM223 241H225V240H223ZM8 242V241H7ZM24 242V241H23ZM222 242V241H221ZM220 242V243H221ZM230 242V241H229ZM235 242H236V239H235ZM12 243H13V240H12ZM220 243L218 244L219 246H222V245H220ZM225 243V242H224ZM223 243V244H224ZM228 243V242H227ZM231 243V242H230ZM8 244H11L10 242L8 243ZM217 244V243H216ZM6 245V244H5ZM231 245V244H230ZM8 246V245H7ZM9 246H11V245H9ZM13 246V245H12ZM25 246V245H24ZM228 246V245H227ZM226 246V247H227ZM232 246V245H231ZM244 246V245H243ZM5 247V246H4ZM23 247V246H22ZM200 247V246H199ZM199 247H197L195 250H193V254L196 252V255L197 254H204V253H214V252H222L223 251V253H225L226 251L228 252H232V250L231 249H227V248H219V247H216V248H214V247H212V248H209V249H207V248H205L204 246H202L203 247V249L201 248H199ZM230 247V246H229ZM235 247V246H234ZM0 248H1V246H0ZM6 248V247H5ZM4 248V249H5ZM18 248V247H17ZM232 248V247H231ZM7 249H9V248H7ZM6 249V250H7ZM20 249V248H19ZM67 249V248H66ZM233 249V248H232ZM234 249H236V248H234ZM10 250V249H9ZM8 250V251H9ZM11 251H12V249H11ZM23 251V250H22ZM26 251V250H25ZM10 252V251H9ZM81 252H82V250H81ZM228 252V253H229ZM235 252H236V250H235ZM257 253H258V251H256ZM11 253V252H10ZM234 253V252H233ZM232 253V254H233ZM236 253H238V252H236ZM264 253V252H263ZM262 253V254H263ZM26 254V253H25ZM227 254V253H226ZM239 254V253H238ZM23 255V254H22ZM28 255V254H27ZM204 255H206V254H204ZM213 255V254H212ZM229 255V254H228ZM18 256V255H17ZM72 256V255H71ZM192 256H194V255H192ZM238 256V255H237ZM236 256V257H237ZM257 256V255H256ZM204 257V256H203ZM208 257V256H207ZM206 257V259H209V258H207ZM210 257V256H209ZM232 257V256H231ZM243 257V256H242ZM259 257V256H258ZM262 257H263V255H262ZM26 258H27V256H26ZM29 258V257H28ZM195 258V257H194ZM194 258H192V259H194ZM198 258V257H197ZM211 258H212V256H211ZM229 258V257H228ZM12 259V258H11ZM18 259V258H17ZM22 258L20 257V260H21ZM82 259V258H81ZM234 259V258H233ZM245 259V258H244ZM83 260V259H82ZM231 260V259H230ZM206 261H208V260H206ZM87 262V261H86ZM237 262V261H236ZM0 263H1V259H0ZM27 263H29V262H27ZM237 264V263H236Z\"/></svg>",
  "mask_w": 264,
  "mask_h": 264
}]
</instances>
